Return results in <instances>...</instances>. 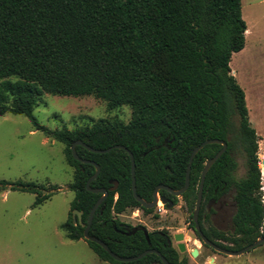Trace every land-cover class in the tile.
I'll return each instance as SVG.
<instances>
[{
    "label": "trees",
    "instance_id": "1",
    "mask_svg": "<svg viewBox=\"0 0 264 264\" xmlns=\"http://www.w3.org/2000/svg\"><path fill=\"white\" fill-rule=\"evenodd\" d=\"M246 29L241 0H0V116L24 115L35 130L64 146V161L72 169L68 187L74 194L68 219L60 226L65 238L84 240L100 261L109 264H163L154 253L118 262L83 238L90 210L101 194L86 190L94 166L72 155L71 145L81 141L93 149H110L93 153L75 146L79 159L99 166L90 187L108 191L89 235L121 257L152 249L169 263L188 264L166 230L148 231L118 219L127 210L151 215L154 209L134 199L129 155L114 147L123 146L132 154L136 194L150 202L157 185L183 187L190 153L207 139L222 140L227 147L204 178L198 215L203 235L232 251L264 238L258 137L249 122L244 92L229 67L232 54L244 47ZM43 94L92 96L109 110L127 105L131 118L127 123L99 119L50 131L33 115ZM221 147L203 146L190 164L189 186L181 196L190 227L201 171ZM237 155L243 159L242 177L235 175ZM111 181L117 182L113 191ZM5 188L33 194L34 207L53 194L44 191L57 189L0 180V190ZM228 192L235 211L232 231L226 233L210 225L206 208L212 198ZM159 194L177 204L178 198L165 190ZM73 210L81 213L82 225L77 216L74 224Z\"/></svg>",
    "mask_w": 264,
    "mask_h": 264
},
{
    "label": "rangeland",
    "instance_id": "2",
    "mask_svg": "<svg viewBox=\"0 0 264 264\" xmlns=\"http://www.w3.org/2000/svg\"><path fill=\"white\" fill-rule=\"evenodd\" d=\"M241 15L246 23L244 47L232 54L231 74L242 88L250 125L258 137V159L261 170L264 200V0H241ZM246 30V31H247ZM38 123L46 129H73L90 125L99 119L118 118L127 123L131 109L121 105L109 110L104 101L92 96L73 97L43 94L33 109ZM238 127L237 116L233 117ZM64 146L35 130L31 121L21 114L6 113L0 116V180L42 184L53 194L41 205L34 207L35 196L5 188L0 190V264H109L100 261L87 243L71 241L60 226L68 219L74 194L68 185L72 169L65 163ZM236 177L244 174L243 159L237 155ZM158 215L154 218L153 215ZM230 211L223 215L220 229L231 230ZM126 224L143 225L148 231L166 230L171 236L183 233L188 264H264V244L240 256H228L211 251L195 239L188 225L190 216L177 204L158 213L144 215L140 209L127 210L118 215ZM264 231V218L262 224ZM226 245V243H222ZM197 248V257H191Z\"/></svg>",
    "mask_w": 264,
    "mask_h": 264
},
{
    "label": "water",
    "instance_id": "3",
    "mask_svg": "<svg viewBox=\"0 0 264 264\" xmlns=\"http://www.w3.org/2000/svg\"><path fill=\"white\" fill-rule=\"evenodd\" d=\"M207 144H220L222 147L212 158H210L208 161H206V163L204 164V167L201 171L200 181H199V186H198V192H197V197H196V201H195V207H194V211L192 213V221L194 223V229L193 230L198 236L197 240L199 242H202L205 246L211 248L213 251L220 253V254L228 255V256H240V255H242L246 252H249L250 250L256 248L257 246L263 244L264 238L257 239L252 244H250V245H248V246H246L240 250L232 251V250L220 247V246L214 244L213 242L209 241L201 232L200 227H199V223H198V215H199V210H200V205H201V200H202L204 178H205L206 173L209 170V168L213 165V163L226 150V147H227L226 142H224L222 140H218V139H207V140L203 141L201 144H199L198 146H196L190 153L189 163H188V166L186 169L185 182H184L183 187L178 189V190H174V189H171L170 187L165 186V185H157L153 190L152 201H150V202H146L145 200H143L142 198H140L136 194L135 178H134V160H133L132 154L123 146L117 145L114 148L122 149L125 152H127L129 155L130 162H131L132 194H133L134 199L137 202H139L143 208L153 209L155 207V204H156L158 198H159L166 205L167 209H170L173 206V202L171 200L165 199L163 197H158L159 190H165L168 193H170L173 197H180L187 190V188L189 186L190 164L192 162L193 157L203 146H205ZM76 145H80V146L84 147L85 149H87L88 151L93 152V153H105V152H108L110 149H104V150L93 149L81 141H75L70 147L74 159H76L82 163L91 164L95 168V173L86 182V185H85L86 190L91 192V193H100L101 194V197L94 203L93 207L90 210L88 220H87V224L83 230V238L85 240L94 242L97 245H99L102 249H104L107 252V254L112 259H114L115 261H118V262H131V261H135V260H138V259L144 257L146 254L154 253L160 258V260L163 264H172V263H169L159 252L152 250V249H148V250L142 252L141 254L133 256V257H121V256L113 253L107 247V245L104 242H102L98 238H95V237L89 235L88 231H89V227H90V224L92 222L93 216L95 214V211L100 206V204L105 200V198L108 196V191L106 189H96V188L90 187L91 181L94 180L99 173V166H98V164H96L92 161H86V160L79 159L75 153V146ZM261 166L264 168V161L261 163ZM110 183L112 184V187L110 188V190H112V191L115 190L117 187V182L111 181ZM71 216H72L74 224H75V216H77L78 221L82 225L81 213L79 211L73 210L71 213ZM145 235L147 238V232H145ZM183 239H184L183 233H175L173 235V240L176 242V247L180 253H183L186 251L185 244L182 242ZM198 254H199V252H198L197 248L192 249L190 252L191 257H197Z\"/></svg>",
    "mask_w": 264,
    "mask_h": 264
},
{
    "label": "flooded vegetation",
    "instance_id": "4",
    "mask_svg": "<svg viewBox=\"0 0 264 264\" xmlns=\"http://www.w3.org/2000/svg\"><path fill=\"white\" fill-rule=\"evenodd\" d=\"M160 191V190H159ZM167 192V191H166ZM182 196V195H181ZM180 196L181 198V201H182V205H184L183 203V200H182V197ZM158 197H163L165 199H168V200H171L165 196H161L158 192ZM176 198H179V197H176ZM152 201V200H151ZM172 201V200H171ZM173 202V201H172ZM162 204L163 207L165 208L166 211L170 210V209H167L166 205L158 198L156 204H155V207L153 209H155L158 205ZM201 206V205H200ZM174 207V204L172 206V208ZM184 207V206H183ZM185 209V208H184ZM207 212L209 213V223L212 227H214L216 230L218 231H221V232H226V233H229L232 231V226H231V230L230 231H224L222 229H220V223H221V220L223 218V215L225 213H227L228 211H230V222H231V225H232V216L234 214V211H235V203L233 201V194L232 192H228V193H223L221 195H219L218 197L216 198H212L209 203L207 204V208H206ZM194 211V210H193ZM200 211V210H199ZM193 213V212H192ZM161 214V213H159ZM192 220V219H191ZM193 222V221H192ZM198 223H199V220H198ZM190 226V223L188 224ZM207 226V225H205ZM200 227V225H199ZM195 235V239H196V233L194 232V223H193V227H190ZM201 230V228H200ZM202 232V231H201ZM173 238V236H172ZM201 243V242H200ZM224 243V242H222ZM264 244V243H263ZM202 246L206 247V248H209L205 245H203L201 243ZM262 245V244H261ZM260 246V245H259ZM258 247V246H257ZM177 249V247H176ZM211 251H213L211 248H209ZM255 249V248H254ZM178 250V249H177ZM253 250V249H252ZM251 251V250H250ZM179 252V251H178ZM215 252V251H214ZM180 253V252H179ZM217 253V252H216Z\"/></svg>",
    "mask_w": 264,
    "mask_h": 264
},
{
    "label": "built area",
    "instance_id": "5",
    "mask_svg": "<svg viewBox=\"0 0 264 264\" xmlns=\"http://www.w3.org/2000/svg\"><path fill=\"white\" fill-rule=\"evenodd\" d=\"M156 209L158 210V213H161V212L164 210V207H163L162 204H160V205H158V206L156 207ZM261 231L264 232L262 229H261Z\"/></svg>",
    "mask_w": 264,
    "mask_h": 264
},
{
    "label": "bare ground",
    "instance_id": "6",
    "mask_svg": "<svg viewBox=\"0 0 264 264\" xmlns=\"http://www.w3.org/2000/svg\"><path fill=\"white\" fill-rule=\"evenodd\" d=\"M246 30H247V29H246ZM246 32H248V30H247Z\"/></svg>",
    "mask_w": 264,
    "mask_h": 264
}]
</instances>
